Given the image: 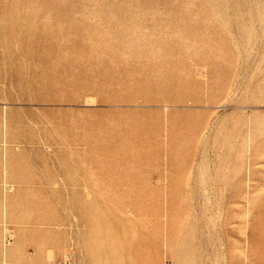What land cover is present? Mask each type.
I'll return each instance as SVG.
<instances>
[{
  "label": "rangeland",
  "instance_id": "obj_1",
  "mask_svg": "<svg viewBox=\"0 0 264 264\" xmlns=\"http://www.w3.org/2000/svg\"><path fill=\"white\" fill-rule=\"evenodd\" d=\"M68 252L264 264V0H0V264Z\"/></svg>",
  "mask_w": 264,
  "mask_h": 264
},
{
  "label": "built area",
  "instance_id": "obj_2",
  "mask_svg": "<svg viewBox=\"0 0 264 264\" xmlns=\"http://www.w3.org/2000/svg\"><path fill=\"white\" fill-rule=\"evenodd\" d=\"M11 190V189H10ZM3 241H4V244L5 245H9L13 240L12 238L10 237V235L8 234H4V237H3ZM61 264H74V261H73V254L71 252H68L64 258H63V261Z\"/></svg>",
  "mask_w": 264,
  "mask_h": 264
}]
</instances>
